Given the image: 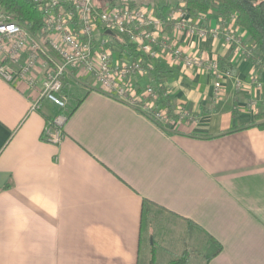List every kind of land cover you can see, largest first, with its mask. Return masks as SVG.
<instances>
[{"label": "crops", "instance_id": "1", "mask_svg": "<svg viewBox=\"0 0 264 264\" xmlns=\"http://www.w3.org/2000/svg\"><path fill=\"white\" fill-rule=\"evenodd\" d=\"M178 35L221 62V85L162 57L173 109L189 112L171 123L69 73L71 111L51 143L43 129L59 109L32 108L40 84L0 76V264H156L158 253L160 264H264V68L222 37Z\"/></svg>", "mask_w": 264, "mask_h": 264}, {"label": "built area", "instance_id": "2", "mask_svg": "<svg viewBox=\"0 0 264 264\" xmlns=\"http://www.w3.org/2000/svg\"><path fill=\"white\" fill-rule=\"evenodd\" d=\"M32 1L42 14V24L35 31L0 6V76L31 88L39 83L33 109L44 98L65 111L64 78L72 73L89 77L92 86L109 96L133 103L156 124L171 123L174 117H188L189 112L179 106L169 115L157 104L151 81L155 61L170 56L184 69L212 76L215 89L221 85L217 58L185 50L178 34L222 37L244 50L234 16L228 20L218 17L212 26L206 13L193 16L183 3L170 6L162 17L154 7L135 0H100L99 5L94 0ZM113 37L129 46L113 42ZM143 79L147 83L140 85ZM139 86L142 95L137 92ZM167 92L171 94L169 89ZM143 96L148 98L142 100ZM65 121V113H57L45 124L43 138L59 143Z\"/></svg>", "mask_w": 264, "mask_h": 264}, {"label": "trees", "instance_id": "3", "mask_svg": "<svg viewBox=\"0 0 264 264\" xmlns=\"http://www.w3.org/2000/svg\"><path fill=\"white\" fill-rule=\"evenodd\" d=\"M179 3H183L193 16L198 13H206L209 19V15L215 14L225 20L234 16L235 25L245 31L251 41L248 45L242 39L244 54L258 69L264 68V0H178L175 5ZM0 6L12 14L14 19L25 23L30 31H35L42 24V14L32 0H0ZM170 6L171 4L165 3L161 6H154V8L159 16L164 17ZM112 41L121 44L123 47L129 46L127 42L120 40L118 37H113ZM220 63L218 62V64ZM167 71L159 60L155 61L151 81L157 104L165 108L169 115H173L172 94L167 92L168 87L165 84ZM141 87H138L137 92L142 91ZM147 98L148 96H143L142 100ZM61 111L59 110L58 113ZM70 111L65 110L62 112L65 113L67 118ZM142 212L143 217L149 214L148 204H143ZM211 239L209 255L213 256L220 251L221 245L213 238ZM167 264H188V258L184 255L170 260Z\"/></svg>", "mask_w": 264, "mask_h": 264}, {"label": "rangeland", "instance_id": "4", "mask_svg": "<svg viewBox=\"0 0 264 264\" xmlns=\"http://www.w3.org/2000/svg\"><path fill=\"white\" fill-rule=\"evenodd\" d=\"M137 1L138 3H143V4H148L149 7H154V6H161L162 4L164 3H173L177 0H135ZM94 3L96 5H99L100 4V0H94ZM171 58V57H170ZM143 256V255H142ZM150 259V257L148 258H144V264H147V260ZM166 258H162V254L161 253H158V261L156 264H160V263H164ZM148 263L149 264H155V260L153 259V261L151 260H148Z\"/></svg>", "mask_w": 264, "mask_h": 264}, {"label": "water", "instance_id": "5", "mask_svg": "<svg viewBox=\"0 0 264 264\" xmlns=\"http://www.w3.org/2000/svg\"><path fill=\"white\" fill-rule=\"evenodd\" d=\"M109 33H112V32H109Z\"/></svg>", "mask_w": 264, "mask_h": 264}, {"label": "bare ground", "instance_id": "6", "mask_svg": "<svg viewBox=\"0 0 264 264\" xmlns=\"http://www.w3.org/2000/svg\"><path fill=\"white\" fill-rule=\"evenodd\" d=\"M169 89V88H168Z\"/></svg>", "mask_w": 264, "mask_h": 264}]
</instances>
